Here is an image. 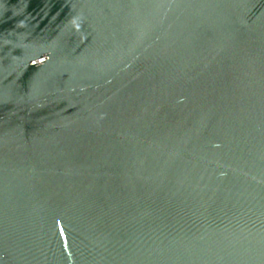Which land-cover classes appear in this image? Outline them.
<instances>
[{
    "label": "water",
    "instance_id": "95a60500",
    "mask_svg": "<svg viewBox=\"0 0 264 264\" xmlns=\"http://www.w3.org/2000/svg\"><path fill=\"white\" fill-rule=\"evenodd\" d=\"M0 264H264V0H0Z\"/></svg>",
    "mask_w": 264,
    "mask_h": 264
}]
</instances>
